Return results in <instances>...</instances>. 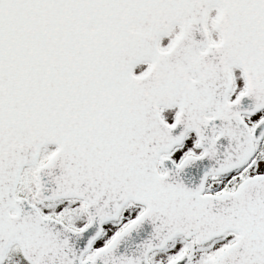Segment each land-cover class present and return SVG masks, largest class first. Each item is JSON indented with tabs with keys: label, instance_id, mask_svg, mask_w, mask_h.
<instances>
[{
	"label": "snow or ice",
	"instance_id": "obj_1",
	"mask_svg": "<svg viewBox=\"0 0 264 264\" xmlns=\"http://www.w3.org/2000/svg\"><path fill=\"white\" fill-rule=\"evenodd\" d=\"M0 264H264V0H0Z\"/></svg>",
	"mask_w": 264,
	"mask_h": 264
}]
</instances>
